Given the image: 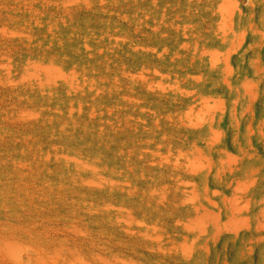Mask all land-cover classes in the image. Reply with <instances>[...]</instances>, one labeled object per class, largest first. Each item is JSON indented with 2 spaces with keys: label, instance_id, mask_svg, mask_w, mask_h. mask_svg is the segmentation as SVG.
Here are the masks:
<instances>
[{
  "label": "rangeland",
  "instance_id": "rangeland-1",
  "mask_svg": "<svg viewBox=\"0 0 264 264\" xmlns=\"http://www.w3.org/2000/svg\"><path fill=\"white\" fill-rule=\"evenodd\" d=\"M0 264H264V0H0Z\"/></svg>",
  "mask_w": 264,
  "mask_h": 264
}]
</instances>
